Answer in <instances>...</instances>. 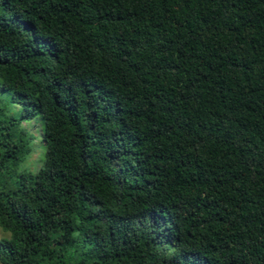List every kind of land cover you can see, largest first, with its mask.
<instances>
[{"label":"trees","instance_id":"obj_1","mask_svg":"<svg viewBox=\"0 0 264 264\" xmlns=\"http://www.w3.org/2000/svg\"><path fill=\"white\" fill-rule=\"evenodd\" d=\"M0 227L2 264H264V0H0Z\"/></svg>","mask_w":264,"mask_h":264},{"label":"rangeland","instance_id":"obj_2","mask_svg":"<svg viewBox=\"0 0 264 264\" xmlns=\"http://www.w3.org/2000/svg\"><path fill=\"white\" fill-rule=\"evenodd\" d=\"M29 128L37 135V139L34 141L35 152L33 156L35 157L37 155V152L39 151V148L41 147V138L39 136L40 128L32 125H30ZM33 167H34V162H31L29 168H33ZM9 238H10V233L5 231L2 227H0V242L4 239H9ZM0 264L2 263L0 262Z\"/></svg>","mask_w":264,"mask_h":264}]
</instances>
